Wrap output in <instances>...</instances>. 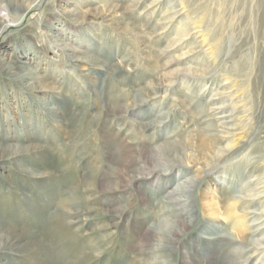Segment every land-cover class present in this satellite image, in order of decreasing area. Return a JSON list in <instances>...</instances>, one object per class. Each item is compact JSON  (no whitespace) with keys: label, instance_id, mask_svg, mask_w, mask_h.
I'll return each mask as SVG.
<instances>
[{"label":"rangeland","instance_id":"rangeland-1","mask_svg":"<svg viewBox=\"0 0 264 264\" xmlns=\"http://www.w3.org/2000/svg\"><path fill=\"white\" fill-rule=\"evenodd\" d=\"M3 32L0 264H264V0H39Z\"/></svg>","mask_w":264,"mask_h":264},{"label":"bare ground","instance_id":"bare-ground-1","mask_svg":"<svg viewBox=\"0 0 264 264\" xmlns=\"http://www.w3.org/2000/svg\"><path fill=\"white\" fill-rule=\"evenodd\" d=\"M38 1L39 0H0V36L2 33H4L3 31H5L9 26H11V24L15 23L17 20H20V18H22V15L28 9H30L32 7V5H35L36 3H38ZM15 4H16V6H15L16 8L11 9V7ZM17 10H19V11L17 12ZM26 39L24 38L25 42L23 44L18 43L19 49H22L23 47H25L26 42L28 44L27 40L32 41L31 39H27V40ZM29 45H31L32 48H36V46H38L37 44L35 46L34 43H30ZM23 54L24 53H22L20 51V54L18 56V57H20L19 60L16 62L14 61V65L12 64V66L14 67L16 65L17 67H19V69L22 70V72H24L26 74V76L28 75L31 79H36L39 81V76L36 74L35 70L32 69V67L29 65V63L32 61L33 57H29V56H27V54L26 55L25 54L23 55ZM174 145H176V144H174ZM188 187L189 186L187 185V186L183 187L184 189L178 190V192H181V190L184 192H188L189 190H191V188H188ZM173 195H174V191L171 192L169 195H167V198L170 199ZM180 213H183V211L181 209H179L177 214H180ZM181 219L182 218H178V220L176 222H181L182 221ZM164 221H168V218L164 219L161 222H164ZM2 226L3 225L0 224V229L2 228ZM154 227L156 229H158L160 227V224H159V227H156V226H154ZM181 233H182V230L180 229V227L175 226L174 229H172L171 233L168 235L167 239H169L170 243L173 244L174 242H176L179 239V236ZM221 238H222V240L227 239V237L225 235H222ZM221 238H220V240H221ZM237 239L241 240V241H248L251 244L256 243V242L249 240V238L247 236H246V238L237 236ZM15 245H16V243L7 244V247H3L4 245H0V250L2 248L14 249L12 246L15 247Z\"/></svg>","mask_w":264,"mask_h":264}]
</instances>
